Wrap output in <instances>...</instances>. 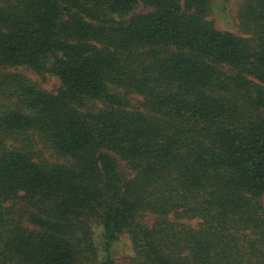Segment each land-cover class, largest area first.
Listing matches in <instances>:
<instances>
[{"label":"trees","instance_id":"obj_1","mask_svg":"<svg viewBox=\"0 0 264 264\" xmlns=\"http://www.w3.org/2000/svg\"><path fill=\"white\" fill-rule=\"evenodd\" d=\"M213 7L0 0V264H264V0Z\"/></svg>","mask_w":264,"mask_h":264},{"label":"rangeland","instance_id":"obj_2","mask_svg":"<svg viewBox=\"0 0 264 264\" xmlns=\"http://www.w3.org/2000/svg\"><path fill=\"white\" fill-rule=\"evenodd\" d=\"M236 1L237 0H213V12L210 18L213 20L216 28L220 30H228L236 35L243 36L237 25L236 20ZM8 71L21 74L36 84L42 89L47 91H55L59 85L58 78L55 75L46 73L43 75L37 74L32 70L25 67L12 68ZM145 223L151 224L153 218L150 216L145 217ZM189 224L195 225L196 221H190ZM95 235L98 234V228L95 227ZM113 257L116 264H126L129 255V246L127 236H121L120 241L114 246Z\"/></svg>","mask_w":264,"mask_h":264}]
</instances>
